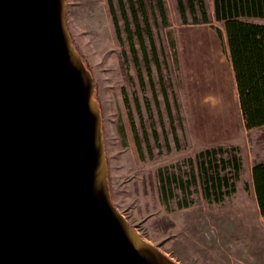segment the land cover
I'll return each mask as SVG.
<instances>
[{"label": "rangeland", "instance_id": "1", "mask_svg": "<svg viewBox=\"0 0 264 264\" xmlns=\"http://www.w3.org/2000/svg\"><path fill=\"white\" fill-rule=\"evenodd\" d=\"M165 5V26L147 9L143 49L121 18L117 40L107 0H66L67 30L96 86L112 202L178 264H264L251 178L264 160V126L244 127L222 22L182 24L175 0ZM220 146L216 163L226 162L216 169L228 181L206 197L197 155Z\"/></svg>", "mask_w": 264, "mask_h": 264}, {"label": "water", "instance_id": "2", "mask_svg": "<svg viewBox=\"0 0 264 264\" xmlns=\"http://www.w3.org/2000/svg\"><path fill=\"white\" fill-rule=\"evenodd\" d=\"M66 0H0V264H178L113 204Z\"/></svg>", "mask_w": 264, "mask_h": 264}, {"label": "trees", "instance_id": "3", "mask_svg": "<svg viewBox=\"0 0 264 264\" xmlns=\"http://www.w3.org/2000/svg\"><path fill=\"white\" fill-rule=\"evenodd\" d=\"M175 2L182 24L222 22L244 127L251 129L264 125V0H213V16L207 13L204 0H175ZM107 3L118 41L121 40L119 26V18H121L129 32L130 40L134 33L144 49L143 33L150 35L147 9L151 7L157 10V14H151L153 24L168 25L165 0H115V3L107 0ZM114 5L118 7L119 15ZM215 29L219 35H222L219 28ZM70 43L83 66L89 70L71 36ZM133 46L131 42V50L134 53ZM144 55L146 56L145 53ZM95 87L94 84L93 95ZM96 102L98 104L97 100ZM99 114L101 118L100 108ZM100 128L102 130V124ZM133 140L135 149L139 152L140 143L137 134H133ZM221 151H223L221 146L212 147L200 151L197 155L199 176L206 197H210L212 193H221V187L228 181V176L220 174L216 169L219 162L221 167L226 162L220 158L216 163L215 155ZM231 156L227 159V163L234 167L236 176L240 167L239 158L236 155ZM251 178L258 210L264 216V160L252 165Z\"/></svg>", "mask_w": 264, "mask_h": 264}, {"label": "crops", "instance_id": "4", "mask_svg": "<svg viewBox=\"0 0 264 264\" xmlns=\"http://www.w3.org/2000/svg\"><path fill=\"white\" fill-rule=\"evenodd\" d=\"M204 2H205L206 9H207V13L209 15L213 16V14H214V10H213L214 2H213V0H204ZM226 47H227V45H226ZM226 50H227V54H228V58H229L228 48ZM231 69H232V67H231ZM232 73H233V70H232ZM262 126H264V125H262ZM251 129H253V128H251ZM251 129H249V130H251Z\"/></svg>", "mask_w": 264, "mask_h": 264}]
</instances>
